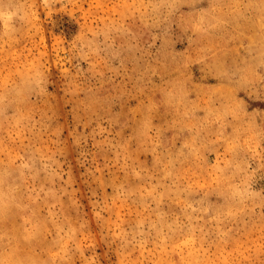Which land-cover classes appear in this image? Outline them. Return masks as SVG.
<instances>
[{
    "label": "rangeland",
    "instance_id": "1",
    "mask_svg": "<svg viewBox=\"0 0 264 264\" xmlns=\"http://www.w3.org/2000/svg\"><path fill=\"white\" fill-rule=\"evenodd\" d=\"M0 264H264V0H0Z\"/></svg>",
    "mask_w": 264,
    "mask_h": 264
}]
</instances>
